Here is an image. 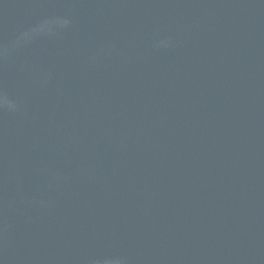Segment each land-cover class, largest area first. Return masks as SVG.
I'll return each instance as SVG.
<instances>
[{
    "label": "water",
    "instance_id": "1",
    "mask_svg": "<svg viewBox=\"0 0 264 264\" xmlns=\"http://www.w3.org/2000/svg\"><path fill=\"white\" fill-rule=\"evenodd\" d=\"M0 264H264V0H0Z\"/></svg>",
    "mask_w": 264,
    "mask_h": 264
}]
</instances>
